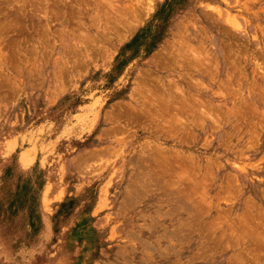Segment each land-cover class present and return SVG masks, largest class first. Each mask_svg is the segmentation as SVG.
<instances>
[{"label": "rangeland", "instance_id": "1", "mask_svg": "<svg viewBox=\"0 0 264 264\" xmlns=\"http://www.w3.org/2000/svg\"><path fill=\"white\" fill-rule=\"evenodd\" d=\"M0 264H264V0H0Z\"/></svg>", "mask_w": 264, "mask_h": 264}]
</instances>
